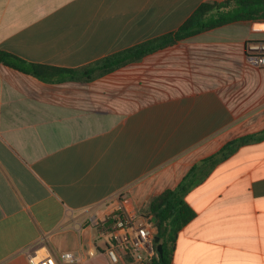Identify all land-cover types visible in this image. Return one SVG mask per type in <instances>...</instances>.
I'll list each match as a JSON object with an SVG mask.
<instances>
[{"label":"crops","instance_id":"1","mask_svg":"<svg viewBox=\"0 0 264 264\" xmlns=\"http://www.w3.org/2000/svg\"><path fill=\"white\" fill-rule=\"evenodd\" d=\"M208 1L0 0V52L47 76L0 60V264H32L35 251L112 264L99 222L118 210L151 216V200L188 174L196 216L171 264H264V137L205 161L264 131V66L246 58L264 20L202 31L92 79L77 72L177 31Z\"/></svg>","mask_w":264,"mask_h":264},{"label":"trees","instance_id":"2","mask_svg":"<svg viewBox=\"0 0 264 264\" xmlns=\"http://www.w3.org/2000/svg\"><path fill=\"white\" fill-rule=\"evenodd\" d=\"M245 20H264V0H212L204 2L177 31L106 56L97 62L80 68L77 72H81L82 78L92 79L202 31L230 22ZM0 60L14 67L31 71L36 75L47 77L37 65L29 64L27 69L24 68L22 64L26 62L12 54L0 52ZM53 70L55 72L69 71L72 74L76 73L74 70H60L58 68ZM263 137L264 131L260 134L235 139L226 144L219 154L205 161L213 165L219 159L226 157L233 149ZM191 176L192 174H188L177 188L165 190L150 202L149 213L155 219L156 236L159 237V243L163 249V253H159L154 260L155 264H171L179 231L196 216L195 210L184 199ZM118 214H120L119 210L99 222V224L101 227L102 225L112 224L114 217Z\"/></svg>","mask_w":264,"mask_h":264},{"label":"built area","instance_id":"3","mask_svg":"<svg viewBox=\"0 0 264 264\" xmlns=\"http://www.w3.org/2000/svg\"><path fill=\"white\" fill-rule=\"evenodd\" d=\"M246 46L249 64L256 67L264 66V40L248 41ZM154 223L152 216H140L134 212L120 210L113 223L104 226L105 234L109 237L105 250L112 264H155L154 260L159 252L155 241ZM95 253L89 251L88 255L92 256ZM27 257L32 264H59L50 253L41 255L36 251L29 252ZM64 259L67 262L78 260L72 252H65Z\"/></svg>","mask_w":264,"mask_h":264},{"label":"water","instance_id":"4","mask_svg":"<svg viewBox=\"0 0 264 264\" xmlns=\"http://www.w3.org/2000/svg\"><path fill=\"white\" fill-rule=\"evenodd\" d=\"M154 221H155V219H154ZM155 241H156V243H157V249H158V252H159L160 254H162V253H163V249H162V245L159 243V237H158V236L155 237Z\"/></svg>","mask_w":264,"mask_h":264},{"label":"rangeland","instance_id":"5","mask_svg":"<svg viewBox=\"0 0 264 264\" xmlns=\"http://www.w3.org/2000/svg\"><path fill=\"white\" fill-rule=\"evenodd\" d=\"M143 212H144V210H143Z\"/></svg>","mask_w":264,"mask_h":264}]
</instances>
